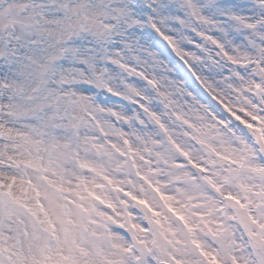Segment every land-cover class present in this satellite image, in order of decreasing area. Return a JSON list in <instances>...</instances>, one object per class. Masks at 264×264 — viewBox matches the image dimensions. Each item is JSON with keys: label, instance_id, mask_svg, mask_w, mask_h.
<instances>
[{"label": "snow or ice", "instance_id": "snow-or-ice-1", "mask_svg": "<svg viewBox=\"0 0 264 264\" xmlns=\"http://www.w3.org/2000/svg\"><path fill=\"white\" fill-rule=\"evenodd\" d=\"M0 264H264V0H0Z\"/></svg>", "mask_w": 264, "mask_h": 264}]
</instances>
